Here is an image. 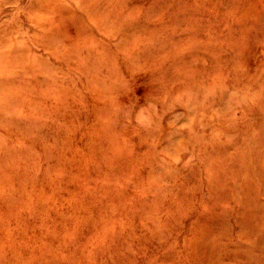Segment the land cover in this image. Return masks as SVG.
<instances>
[{
    "label": "rangeland",
    "instance_id": "obj_1",
    "mask_svg": "<svg viewBox=\"0 0 264 264\" xmlns=\"http://www.w3.org/2000/svg\"><path fill=\"white\" fill-rule=\"evenodd\" d=\"M262 161L264 0H0V264H259Z\"/></svg>",
    "mask_w": 264,
    "mask_h": 264
},
{
    "label": "bare ground",
    "instance_id": "obj_2",
    "mask_svg": "<svg viewBox=\"0 0 264 264\" xmlns=\"http://www.w3.org/2000/svg\"><path fill=\"white\" fill-rule=\"evenodd\" d=\"M251 76H252V75H251ZM256 80H257V79H256ZM247 87H248V86H247ZM233 89H234V88H233ZM237 89H238V88H237ZM248 92H249V91H248ZM254 94H255V93H254ZM220 95H221V94H220ZM228 95H229V94H228ZM251 95H253V94H251ZM258 95H259V94H258ZM253 96H254V95H253ZM253 96H252V97H253ZM252 99H253V98H252ZM255 101H256V100H255ZM257 101H258V100H257ZM241 103H242V102H241ZM229 105H230V104H229ZM229 105H228V106H229ZM232 107H233V106H232ZM252 108H253V107H252ZM241 109H242V108H241ZM253 110H254V109H253ZM248 111H249V113H250L251 109L248 110ZM243 112H244V111H243ZM251 113H252V112H251ZM254 114H255V112H254ZM256 114H257V113H256ZM252 115H253V114H252ZM256 121H258V118H257ZM255 124H256V123H255ZM259 129H260V128H259ZM260 133H262V132H260ZM262 162H263V161H262ZM263 163H264V162H263ZM260 174H261V173H260ZM235 175H236V174H235ZM260 176H262V175H260ZM236 179H238V178H236ZM255 179H256V178H255ZM237 181H238V180H237ZM228 182H229V181H228ZM228 182H227V183H228ZM230 182H231V181H230ZM250 182H251V181H250ZM261 182H262V181H261ZM222 184H223V183H222ZM231 184H232V183H231ZM251 184H252V183H251ZM232 185H233V184H232ZM221 186H222V185H221ZM236 186H237V185H236ZM236 186H234V187H236ZM242 186H243V185H242ZM259 186H260V185H259ZM231 187H232V186H231ZM247 187H248V186H247ZM261 187H262V186H261ZM222 188H223V187H222ZM226 188H227V187H226ZM248 188H249V187H248ZM254 188H255V187H254ZM224 189H225V188H224ZM233 190H234V189H233ZM236 190H237V188H236ZM249 190H250V189H249ZM224 191H225V190H224ZM230 191H231V190H230ZM230 191H229V192H230ZM239 191H240V189H239ZM239 191H238V192H239ZM251 191H252V190H251ZM254 192H255V191H254ZM261 192H262V191H261ZM222 193H223V192H222ZM225 193H226V192H225ZM236 193H237V192H236ZM227 194H228V193H227ZM232 194H233V193H232ZM241 194H242V193H241ZM244 194H245V196H246V193H244ZM247 194L249 195V193H247ZM223 195H224V193H223ZM235 195H237V194H235ZM220 196H222V195H220ZM233 196H234V194H233ZM241 196H242V195H241ZM253 196H255V195H253ZM253 196H251V197L253 198ZM256 196H257V193H256ZM238 197H239V196H238ZM245 198H246V197H245ZM248 198H249V197H248ZM250 199H251V198H250ZM250 199H249V201H250ZM235 200H237V199H235ZM258 200H259V199H258ZM262 200H263V199H262ZM237 201H238V200H237ZM242 201H243V199H242ZM246 201H247V200H246ZM252 201H254V200H252ZM238 202H239V201H238ZM243 202H245V200H244ZM218 203H219V202H218ZM250 203H251V202H250ZM253 203H254V202H253ZM242 204H243V203H242ZM260 205H261V204H260ZM259 207H260V206H259ZM254 208H255V207H254ZM263 208H264V207H263ZM252 209H253V207H252ZM261 209H262V208H261ZM257 210H258V209H257ZM259 210H260V209H259ZM244 211H245V210H244ZM242 212H243V211H242ZM261 212H262V210H261ZM230 213H231V212H230ZM214 214H215V212H214ZM239 214H240V213H239ZM245 214H246V213H245ZM257 214H258V213H257ZM236 215H237V214H236ZM263 215H264V214H263ZM240 216H242V215H240ZM251 216H252V215H251ZM214 217H215V216H214ZM219 218H220V217H219ZM225 218H226V217H225ZM249 218H250V217H249ZM244 219H245V218H244ZM260 219H261V218H260ZM263 219H264V218H263ZM221 220H222V219H221ZM215 221H216V220H215ZM242 221H243V220H242ZM246 221H247V220H246ZM246 221H244V222H246ZM259 221H260V220H259ZM244 222H243V223H244ZM248 222H249V221H248ZM262 222H263V221H262ZM217 223H218V222H217ZM220 223H221V222H220ZM255 223H256V222H255ZM259 223H260V225H261V222H259ZM221 224H222V223H221ZM229 224H230V223H229ZM236 224H237V223H236ZM219 225H220V224H219ZM237 225H238V224H237ZM245 225H247V224H245ZM251 225H252V224H251ZM258 225H259V224H258ZM258 225H257V226H258ZM260 225H259V226H260ZM210 226H211V225H210ZM257 226H252V227L255 228V227H257ZM252 227H251V228H252ZM217 228H218V227H217ZM241 228H243V227H241ZM245 228H246V227H245ZM245 228H243V229H245ZM247 228H248V227H247ZM247 228H246V229H247ZM260 228H262V227H260ZM260 228H259V229H260ZM208 229H209V228H208ZM218 229H219V228H218ZM236 229H237V228H236ZM248 229H249V228H248ZM255 229H256V228H255ZM262 229H263V230H262L261 232L259 231L258 234H257V235L259 236L260 239H259L257 242H253V243H252V244H254L258 249H260V251L263 252L262 256L260 255L261 257H259V258H262V259H261V262H260L259 264H264V227H263ZM209 230H210V229H209ZM209 230H208V231H209ZM249 230H250V229H249ZM253 230H254V229H253ZM217 231H218V230H217ZM234 231H235V229H234ZM201 232H202V231H201ZM246 232H247V231H246ZM254 232H255V231H254ZM203 233H205V232H203ZM228 233H229V232H228ZM237 233H239V232H237ZM241 233H242V232H241ZM251 233H252V232H251ZM256 233H257V232H256ZM197 234H198V233H197ZM213 234H214V233H213ZM229 234H230V233H229ZM235 234H236V233H235ZM252 234H253V233H252ZM254 234H255V233H254ZM199 235H200V234H199ZM201 235H202V234H201ZM203 235H204V234H203ZM206 235H207V233H206ZM206 235H205V236H206ZM216 235H217V234H215V236H216ZM225 235H226V234H225ZM245 235H246V234H245ZM234 236H235V235H234ZM248 236H249V235H248ZM201 237L204 238L203 236H201ZM223 237H224V236H223ZM223 237H222V238H223ZM256 237H257V236H256ZM195 238H196V237H195ZM217 238L219 239V237H217ZM217 238H216V239H217ZM220 238H221V237H220ZM251 238H252V237H251ZM253 238H254V237H253ZM218 239H217V240H218ZM255 239H256V238H255ZM206 240H207V238H206ZM209 240H210V239H209ZM223 240H224V239H223ZM226 240H230V239H227V238H226ZM243 240H244V239H243ZM215 241H216V240H215ZM221 241H222V240H221ZM233 241H234V240H232V242H233ZM241 241H242V240H241ZM194 242H195V241H194ZM197 242H198V241H197ZM197 242H196V243H197ZM202 242H203V241H202ZM209 242H211V241H209ZM209 242H208V243H209ZM229 242L231 243V241H229ZM248 242H249V241H248ZM206 243H207V242H206ZM213 243H215V242H213ZM226 243H227V242H226ZM237 243H238V242H237ZM232 244H233V243H232ZM242 244H243V243H242ZM206 245H207V244H206ZM208 245L210 246V243H209ZM234 245H235V244H234ZM239 245H240V244H239ZM239 245H238V246H239ZM246 245H247V244H246ZM200 246H201V245H200ZM200 246H199V248H200ZM217 246H218V244H217ZM222 246H223V245H222ZM224 246H225V245H224ZM235 246H236V245H235ZM238 246H237V247H238ZM242 246H244V244H243ZM247 246H248V245H247ZM196 247H197V246H196ZM196 247H195V249H197ZM215 247H216V246H215ZM219 247H220V246H219ZM231 247H232V246H231ZM233 247H234V246H233ZM237 247H236V248H237ZM193 248H194V247H193ZM202 248H203V247H202ZM204 248H207V246L205 247V244H204ZM225 248H226V247H225ZM228 248H230V247H228ZM253 248H254V247H253ZM240 249H242V247H240ZM245 249H246V247H245ZM198 250H199V249H198ZM223 250H224V249H223ZM228 250H229V249H228ZM232 250H233V249H232ZM242 250H243V249H242ZM195 251H196V250H195ZM204 251H205V250H204ZM215 251H216V250H215ZM215 251H214V252H215ZM221 251H222V250H221ZM235 251H237V250H235ZM254 251H255V250H254ZM196 252H197V251H196ZM202 252H203V251H202ZM218 252H219V251H218ZM224 252H225V251H224ZM232 252H233V251H232ZM240 252H243V251H240ZM256 252H257V251H256ZM209 253H210V252H209ZM246 253H247V252H246ZM194 254H195V252H194ZM225 254H226V253H225ZM231 254H232V253H231ZM237 254H239V253H237ZM198 255H199V253H198ZM207 255H208V254H207ZM219 255H220V254H219ZM226 255L228 256V254H226ZM235 255H236V254H235ZM235 255H233V256L235 257ZM240 255H241V254H240ZM200 256H201V254H200ZM241 256H242V255H241ZM198 257H199V256H198ZM213 257H214V256H213ZM215 257H216V256H215ZM218 257H219V256H218ZM221 257H222V256H221ZM228 257H230V255H229ZM236 257H237V256H236ZM238 257H239V256H238ZM247 257H248V258H247V261H248V262H249V261H253V259H255V255H253V254H252V255H248ZM211 258H212V257H211ZM225 258H226V257H225ZM240 258H241V257H240ZM240 258H239V259H240ZM244 258H245V257H244ZM199 259H200V257H199ZM205 259H206V258H205ZM237 259H238V258H237ZM245 259H246V258H245ZM245 259H244V260H245ZM257 259H258V258H256L255 260H257ZM210 260H211V259H210ZM227 260H228V259H227ZM229 260H230V259H229ZM231 260H232V259H231ZM235 260H236V259H235ZM240 260H241V259H240ZM240 260H239V261H240ZM244 260H243V261H244ZM204 261H205V260H204ZM216 261H218V260L216 259ZM247 261H246V262H247ZM206 262H207V261H206ZM210 262H211V261H210ZM210 262H209V263H210ZM222 262H224V261H222ZM225 262H226V261H225ZM231 262H232V261H231ZM246 262H245V263H246ZM204 263H205V262H204ZM229 263H230V262H229ZM234 263H235V262H234ZM214 264H215V263H214ZM223 264H225V263H223ZM257 264H258V262H257Z\"/></svg>",
    "mask_w": 264,
    "mask_h": 264
}]
</instances>
